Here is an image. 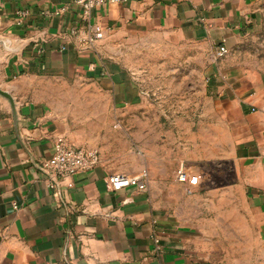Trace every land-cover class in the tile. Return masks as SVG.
<instances>
[{
    "label": "crops",
    "instance_id": "crops-1",
    "mask_svg": "<svg viewBox=\"0 0 264 264\" xmlns=\"http://www.w3.org/2000/svg\"><path fill=\"white\" fill-rule=\"evenodd\" d=\"M74 1L0 0V37L29 41L20 55L0 51V86L15 98L21 121L17 133L10 109L0 102V264H231L216 260L194 236L196 227H188L168 209L169 203L184 199V190L199 192L205 186L208 196L196 200L214 208L222 202L230 222L227 232L241 235L246 246L256 242V249L264 250V70L240 65L236 53L217 56L219 47L231 50L264 25V0H127L105 5L92 16L104 39L95 50L84 51L64 38L79 22ZM63 7L67 11L56 14ZM19 11L29 12L22 27L15 25ZM186 43L203 47L214 64L207 85L208 121L193 133L192 160L200 164L198 170L204 163L229 167L224 192L217 193L205 178L191 180L187 168L186 183L176 176L164 181V209L148 189L112 191L108 178L121 174V168L110 164L103 148L95 169L50 189L41 166L53 156L55 140L63 136L90 148L56 108V83L74 89L91 86L115 108L127 109L139 103L140 93L112 53L141 47L185 53ZM186 158L181 149L175 157L169 152L164 175L170 176L166 160ZM154 232L161 239L160 252Z\"/></svg>",
    "mask_w": 264,
    "mask_h": 264
},
{
    "label": "rangeland",
    "instance_id": "rangeland-1",
    "mask_svg": "<svg viewBox=\"0 0 264 264\" xmlns=\"http://www.w3.org/2000/svg\"><path fill=\"white\" fill-rule=\"evenodd\" d=\"M153 42L160 43L158 39ZM184 51L165 53L164 48L141 47L137 52L112 53V58L129 71L140 93L139 103L127 109L115 108L107 96L100 97L91 86L74 89L56 83V108L63 110L71 121L76 137L83 138L82 145L98 154L101 148L105 149L110 164L119 166L121 174L147 173L148 192L162 209L164 181L176 180L175 171L181 161L191 180L205 178L217 187L219 194L224 192L220 191L225 179L231 177L230 168L224 163H204L198 170L196 167H201L200 164L192 160L193 133L208 121L207 85L209 69L214 64L211 53L203 47L186 43ZM228 53H236L235 61L240 65L264 70V25L249 33ZM178 149L185 151L187 158L166 160L170 176L164 175V157L169 152L175 157ZM207 192V186L199 192L184 190V199L169 203L168 209L178 213L188 227H196L194 236L219 262L264 264V250L256 249V242L254 247L249 243L247 248L241 235L227 232L230 222L224 217L222 202L217 201L214 208L213 203L196 200ZM212 230L216 232H209Z\"/></svg>",
    "mask_w": 264,
    "mask_h": 264
},
{
    "label": "built area",
    "instance_id": "built-area-1",
    "mask_svg": "<svg viewBox=\"0 0 264 264\" xmlns=\"http://www.w3.org/2000/svg\"><path fill=\"white\" fill-rule=\"evenodd\" d=\"M126 1L75 0L74 5L79 10V22L66 31L64 38L73 41L75 48L78 50H95L105 35L102 26L93 21V12L105 5H119ZM66 11L67 7H63L56 14H63ZM28 17V11H19L15 25L22 27ZM65 50L66 47H61L62 52ZM227 54L228 49L225 46L219 47L217 51L218 57H225ZM99 164L100 155L97 151L87 147H78L70 143L66 137L61 136L55 140L53 156L49 160L44 161L41 168L48 176V187L54 190L64 179L80 173L90 172ZM176 177L180 183L188 181V172L184 163L179 164ZM107 182L111 190L115 192L129 187L145 191L148 187V174L141 173L136 176L116 174L109 177ZM68 187H72V184H68ZM14 208L17 209V206H14ZM152 240L155 243L156 251L160 252L162 250L161 239L156 232L152 234Z\"/></svg>",
    "mask_w": 264,
    "mask_h": 264
},
{
    "label": "water",
    "instance_id": "water-1",
    "mask_svg": "<svg viewBox=\"0 0 264 264\" xmlns=\"http://www.w3.org/2000/svg\"><path fill=\"white\" fill-rule=\"evenodd\" d=\"M29 41H14L10 37H0V51L2 53H7L9 55H20L23 52V49L28 45ZM0 102L6 103L10 109L12 119L14 122V127L16 132H19V115L17 110V103L15 98L12 96L10 90H5L0 86Z\"/></svg>",
    "mask_w": 264,
    "mask_h": 264
}]
</instances>
